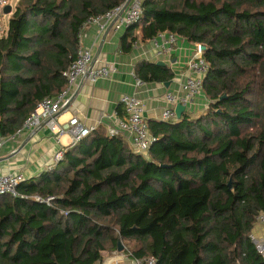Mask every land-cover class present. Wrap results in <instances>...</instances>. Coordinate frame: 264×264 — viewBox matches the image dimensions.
Returning <instances> with one entry per match:
<instances>
[{"label": "trees", "instance_id": "obj_1", "mask_svg": "<svg viewBox=\"0 0 264 264\" xmlns=\"http://www.w3.org/2000/svg\"><path fill=\"white\" fill-rule=\"evenodd\" d=\"M125 1L16 2L0 36L1 136L65 89L82 23ZM141 7L122 51L137 27L143 39L169 31L204 46V110L148 120L155 140L145 155L95 127L54 167L23 180L21 196L0 195V264H101L118 242L130 258L156 264H264L249 237L264 208V0ZM134 73L143 82L174 77L170 66L147 60Z\"/></svg>", "mask_w": 264, "mask_h": 264}, {"label": "crops", "instance_id": "obj_2", "mask_svg": "<svg viewBox=\"0 0 264 264\" xmlns=\"http://www.w3.org/2000/svg\"><path fill=\"white\" fill-rule=\"evenodd\" d=\"M18 1V0H17ZM13 12L12 6L10 14ZM7 29L3 32L5 33ZM107 30V29H106ZM105 30V31H106ZM105 31L99 30L96 25L86 26L80 33L79 43L83 48L90 49L93 57L96 55V66L106 63L115 67L108 77L97 79L94 83L80 82L71 90V100L67 107L59 114L60 121H66L71 116H76L87 126H104L106 130L114 124L112 112L121 107L120 96L133 94L144 105L143 114L146 120H160L161 112L166 105L163 95L167 91L180 93V86L186 73V62L195 52L194 44L178 36L169 56L156 55L151 39H143L140 27L132 31L136 35L132 47L128 52L122 51V38L128 29L113 30L108 28V33L102 42ZM128 41V38L126 39ZM151 62L163 61L171 67L174 77L168 82H143L135 85L134 66L138 61ZM207 103L203 95L195 98L193 104L187 108L188 113L201 112ZM123 113V108H122ZM128 144L127 137H123ZM24 143V145H22ZM20 145H22L21 148ZM70 146V137L65 134L57 141L47 128H41L33 133L24 131L20 137L9 140L0 150V173L18 172L24 179L36 177L48 169L55 152L60 148ZM131 146V145H130ZM19 149V150H17ZM15 150L17 152L10 156ZM256 237L264 238V224H254L251 231ZM101 264H134L124 251H111L103 253Z\"/></svg>", "mask_w": 264, "mask_h": 264}, {"label": "built area", "instance_id": "obj_3", "mask_svg": "<svg viewBox=\"0 0 264 264\" xmlns=\"http://www.w3.org/2000/svg\"><path fill=\"white\" fill-rule=\"evenodd\" d=\"M142 0H131L123 9V4L109 9L105 13L97 16H91L82 23L79 37L82 30L88 25H96L99 30L105 31L110 28L119 30L129 28L137 23L142 14ZM11 7V0H0V36L2 35L3 23L2 17L5 14V7ZM178 35L169 31H162L151 38V45L156 52V55L169 56L173 46L177 41ZM199 43L194 44L195 52L192 57L186 62V73L184 80L180 86V93L167 91L163 98L166 102L160 120H176L175 106L182 104L185 106V111L191 106L196 97L203 95V80L208 71L209 64L202 57V51ZM93 61V53L90 49L78 46L75 58L69 63L67 69L62 73L66 79L65 89L56 96L44 97L37 103L33 112L24 120L21 127L10 136L0 135V150L6 145L9 140L20 137L24 131L33 133L41 128H47L53 137L60 141L62 135L67 134L70 137V145L75 144L81 138L88 135L95 126L85 125L78 117L71 116L66 121L59 120V114L67 107L71 100V90L76 86L78 81L94 83L97 79L108 77L115 67L112 64L106 63L101 66L95 65ZM135 85L139 86L143 81L134 76ZM120 102L123 108V114L119 115L117 111L112 112L114 124L107 129L109 135H121L127 137L131 147L138 153L147 154L151 143L155 140L151 136L147 120L143 114L144 105L139 98L133 94H122ZM64 148L58 149L52 159L48 169L55 166L61 159ZM25 180L18 172L0 173V195H10L12 197L21 196L18 191V185ZM35 201L49 204L53 199L52 196L40 197L33 196ZM254 224H264V208L261 209L255 217ZM250 240L255 251L260 255L264 263V238L256 237L252 232L249 234ZM134 264H156L154 257L143 259H134Z\"/></svg>", "mask_w": 264, "mask_h": 264}, {"label": "water", "instance_id": "obj_4", "mask_svg": "<svg viewBox=\"0 0 264 264\" xmlns=\"http://www.w3.org/2000/svg\"><path fill=\"white\" fill-rule=\"evenodd\" d=\"M130 1L131 0H126L125 1L124 5H123V9L129 4ZM10 11H11V7L10 6L5 7V9H4V13L5 14L10 13ZM107 33H108V29L103 33L102 42L105 39V36L107 35ZM200 49H201V51H204L205 47L201 46ZM96 56L93 57V61L96 59ZM156 63L158 65H165V63L163 61H157ZM185 109H186L185 106L182 105V104H177L175 106V113H176L177 118H179L181 116V114L185 111ZM22 145H24V143ZM22 145H20L19 148H21ZM17 150H19V149H17ZM17 150H15L13 153H11L10 156L14 155L17 152ZM123 249H124V245L121 242H118L117 251H122Z\"/></svg>", "mask_w": 264, "mask_h": 264}, {"label": "rangeland", "instance_id": "obj_5", "mask_svg": "<svg viewBox=\"0 0 264 264\" xmlns=\"http://www.w3.org/2000/svg\"><path fill=\"white\" fill-rule=\"evenodd\" d=\"M16 2H17V0H11L12 10L14 9ZM9 17H10V14H4L2 17V23H3V29L4 30L7 29ZM3 33L4 32H2V35H3ZM202 110H204V108ZM202 110H201V112H202ZM197 114H199V111H195V112L191 113L190 115L196 116Z\"/></svg>", "mask_w": 264, "mask_h": 264}]
</instances>
